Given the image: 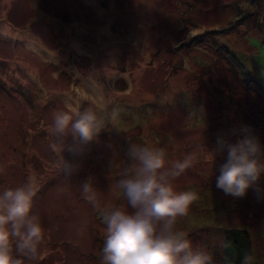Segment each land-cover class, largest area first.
Instances as JSON below:
<instances>
[{
  "label": "rangeland",
  "instance_id": "1",
  "mask_svg": "<svg viewBox=\"0 0 264 264\" xmlns=\"http://www.w3.org/2000/svg\"><path fill=\"white\" fill-rule=\"evenodd\" d=\"M246 1L0 0V188L31 177L45 229L37 257L25 264H101V212L128 209L117 181L129 164V142L162 147L169 164L191 156L175 184L198 193L177 218L194 246L223 264L225 236L247 227L255 264H264V179L260 192L225 195L215 188L224 156L216 165L211 150L218 135L235 142L233 129L254 131L250 121L261 119L258 96L245 86L256 81L264 93V30L255 29L254 14L247 26L232 23L234 5ZM234 86L241 111H221L217 92ZM69 98L81 109L120 112L82 155L65 152L79 164L66 176L49 126ZM201 105L203 118L188 117ZM261 129L255 135L264 143ZM89 177L94 201L79 187Z\"/></svg>",
  "mask_w": 264,
  "mask_h": 264
},
{
  "label": "clouds",
  "instance_id": "2",
  "mask_svg": "<svg viewBox=\"0 0 264 264\" xmlns=\"http://www.w3.org/2000/svg\"><path fill=\"white\" fill-rule=\"evenodd\" d=\"M120 109L100 114L93 107L81 109L71 98L51 114L50 148L57 154L66 176L79 169L65 152L79 156L87 146L98 142L104 125L117 120ZM201 105L190 110L188 117L205 116ZM218 135L211 147L214 159L224 156L215 175V188L234 198L247 196L249 190L261 191L264 179V143L250 126ZM117 187L126 198L128 209L112 207L101 212L105 236L101 264H214L210 252L177 228V218L186 216L198 199L193 189L180 190L175 184L190 166L191 156L169 164L162 147L129 142ZM89 177L79 187L84 197L94 201L95 191ZM36 189L31 177L15 187L0 188V264H25L38 255L45 229L34 211ZM130 209V210H129ZM255 256L245 254L241 264H255Z\"/></svg>",
  "mask_w": 264,
  "mask_h": 264
},
{
  "label": "trees",
  "instance_id": "3",
  "mask_svg": "<svg viewBox=\"0 0 264 264\" xmlns=\"http://www.w3.org/2000/svg\"><path fill=\"white\" fill-rule=\"evenodd\" d=\"M235 11H236V18L237 20H233V27L235 28V25H239L243 23V25L247 26V19L254 14L255 16V23H256V30L257 31H262L264 30V0H247L246 3L242 4H237L234 5ZM255 8L257 11H255ZM237 22V23H236ZM236 23V24H235ZM245 23V24H244ZM219 32V31H217ZM230 61V60H229ZM231 62V61H230ZM233 66H235V70L237 69V65L233 63ZM220 82L222 79H219ZM226 82V81H224ZM251 87V88H249ZM245 90L248 92L249 96L253 98L255 95L258 96L259 99V105L260 108H262V113H259L258 110H256V106H252L251 103L248 106V109L253 111V113L257 114L259 113L261 115V119L258 122H255L254 120H251L249 124L255 127L256 130H254V133L256 131H259L261 128V132H263L264 136V93L262 86L254 81V84L252 86H245ZM237 91H241V89L237 88L234 86L232 87L229 92L228 90H219V93L217 92L216 98H218V106L220 110H226V109H231V107L235 108L238 112L241 111V105L238 104V97H237ZM254 96H253V95ZM256 96V97H257ZM249 97V98H250ZM227 100L226 102H224ZM261 102V103H260ZM226 106L225 108H223ZM237 107V108H236ZM234 110V109H233ZM258 114V115H259ZM263 124V125H261ZM262 126V127H261ZM261 209H264L261 206ZM245 229H230L229 232L231 231L230 235L225 236V251H224V262L223 264H241L243 256L245 254H252V239H251V233L250 230L247 229V227H244Z\"/></svg>",
  "mask_w": 264,
  "mask_h": 264
}]
</instances>
